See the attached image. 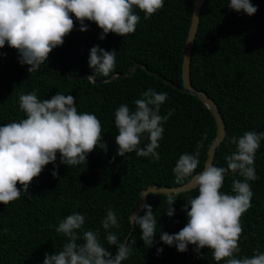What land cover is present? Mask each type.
I'll list each match as a JSON object with an SVG mask.
<instances>
[{
	"label": "trees",
	"instance_id": "trees-1",
	"mask_svg": "<svg viewBox=\"0 0 264 264\" xmlns=\"http://www.w3.org/2000/svg\"><path fill=\"white\" fill-rule=\"evenodd\" d=\"M250 2L257 8L252 16L231 10L230 0H206L194 45L193 86L217 103L226 123V138L214 159L218 167H226L225 157L236 150L232 137L239 138L248 131L264 133V0ZM194 5L195 0H164L163 9L147 20L136 9L140 21L133 34L121 37L109 33L103 40L99 38L102 30L97 24L85 21L88 30L81 32L79 21L72 16L74 28L63 45L53 49L48 61L32 73L28 65L19 63L17 50L7 43L0 49V126L26 118L19 108L21 94L36 91L38 98L44 100L59 92L75 98L78 112L94 114L99 119L102 142L107 145L106 151L97 147L87 155L85 164L76 166L61 164L57 153L55 163L44 167L27 193L17 184L21 198L8 205L0 203V264H43L46 253H58L68 242L66 236L56 232L59 223L77 212L85 216V224L77 232L81 236L77 243H84V231H96L102 245L115 256L117 248L108 246V232L102 227L109 209L116 214L120 227L108 231L121 241L130 237L131 254L122 264H226L215 261L207 248L201 249L204 258H200L195 246L189 245L187 252L180 253L175 246L160 240V230L175 234L185 226L187 214L182 209L189 198L198 195L196 190L177 195L172 218L166 215L170 206L168 196L150 194L147 204L158 222L152 246L144 244L141 229L138 225L133 229L130 222L143 191L150 186L183 185L176 183V162L184 153L193 154L197 143L207 134L195 174L201 172L217 136L214 116L196 97L176 90L143 68L133 77L124 76L143 64L174 84L183 85V59ZM83 42L85 53L71 59L80 53ZM94 46L117 52L114 72L109 77L96 74V79L122 76L99 84L87 79L94 74L88 62ZM69 62L72 75L83 78L70 79ZM149 89L167 93L159 114L172 113L162 125L164 132L156 150L160 159L135 153L121 157L115 142L119 134L115 112L122 104L134 111L135 101ZM147 143L145 134L141 146ZM254 168L258 179L249 181L253 197L251 207L241 218L243 232L237 258L264 253V140L257 150ZM236 179L243 180L238 174L226 176L221 192L235 195L232 182ZM158 248L163 249L159 255Z\"/></svg>",
	"mask_w": 264,
	"mask_h": 264
},
{
	"label": "clouds",
	"instance_id": "clouds-1",
	"mask_svg": "<svg viewBox=\"0 0 264 264\" xmlns=\"http://www.w3.org/2000/svg\"><path fill=\"white\" fill-rule=\"evenodd\" d=\"M163 7L164 0H0V49L7 43L17 50L19 63L28 65L29 73L36 72L73 30L72 16L79 21L81 32L88 30L85 21L97 24L102 30L99 38L103 40L109 33L121 37L133 34L140 21L136 9L143 12L147 20ZM229 8L243 11L248 16L257 12L250 0H230ZM116 53L99 46L92 47L88 62L94 74L87 79L95 82L96 74L109 77L116 67ZM167 98V93L149 89L135 101L134 111L127 104L116 110L115 127L119 134L115 142L119 156L135 153L139 157L160 159L156 150L164 132L162 125L172 115L171 112L167 116L159 114L160 106ZM19 108L25 113V119L0 126V203L4 205L21 198L18 183L27 193L31 182L44 167L55 163L57 153L60 163L69 167L85 164L87 155L97 147L107 149L102 142L99 119L94 114L78 112L72 95L58 92L51 99L41 100L33 91L19 96ZM145 134L149 143L141 146ZM206 138L207 134L197 143L193 154H182L173 169L177 184H183L189 191H198V195L189 198L182 209L187 214V223L175 234L160 230V240L165 245L175 246L180 253L187 252L189 245L195 246L194 251L200 258H204L200 255L201 249L207 248L217 262L264 264V253L237 258L243 232L241 218L251 207L253 192L249 181L258 179L254 160L264 133L248 131L239 138L232 137L231 143L236 145V150L225 157L227 166L206 163L203 170L195 174ZM229 174L243 178L232 182L235 195L221 192ZM52 175L55 177L57 171L54 170ZM177 195L172 192L168 196L170 206L166 215L169 218L174 216ZM140 210L145 214L132 213L130 222L141 229L144 244L152 246L158 222L149 204H143ZM84 224L85 216L78 212L62 220L56 232L66 236L68 242L58 253H46L43 264H122L129 258L130 242L121 241L108 231L120 227L111 209L107 211L102 227L108 232V246L117 248L115 256L102 245L96 231H84V243H77L81 239L77 232ZM162 252V248L157 249L158 255Z\"/></svg>",
	"mask_w": 264,
	"mask_h": 264
},
{
	"label": "water",
	"instance_id": "water-1",
	"mask_svg": "<svg viewBox=\"0 0 264 264\" xmlns=\"http://www.w3.org/2000/svg\"><path fill=\"white\" fill-rule=\"evenodd\" d=\"M205 2L206 0H195L192 23H191L189 35H188L187 42H186L185 52H184L183 68H182V77H183L182 86L174 84L170 80L159 76L158 74L152 72L147 66L143 64L136 65L135 68L130 73L124 76L133 77L139 72L141 68H143L147 73H149L150 75L156 78H161L165 83L173 86L176 90L181 91L182 93H185V94L192 95L196 97L198 100H200L205 105V107H207L210 110L217 124V136H216V139L213 145L208 151V158L206 160V163L214 164V159L217 153V149L218 147L222 145L223 141L226 138V134H227L226 123L219 110L217 103L206 92L200 91L197 88H195L193 86L192 78H191V64H192L194 45H195V41L198 35L199 27L201 24V16H202L203 7H204ZM85 50H86V46H85V42H83L81 49H80V53L78 55L72 56L71 59H74L76 57H81L85 53ZM68 64H69L68 75L70 79L74 80V79H80L84 77V76L72 75L71 68H70V62ZM120 76L122 75H116V76H113L109 79L102 80V81L95 79L94 83L99 84V83L109 82V81L118 79ZM172 192H177L178 195H180L182 193L189 192V190H187L184 187V185L179 186V187H159L157 185L150 186L148 189L143 191L139 204L133 213L140 216V214L143 212L140 210L141 206L145 203H148L150 194L169 196ZM132 227L134 229L136 225H132ZM129 238L130 237L126 239V243L129 242Z\"/></svg>",
	"mask_w": 264,
	"mask_h": 264
}]
</instances>
